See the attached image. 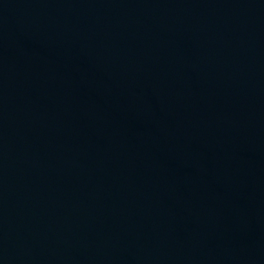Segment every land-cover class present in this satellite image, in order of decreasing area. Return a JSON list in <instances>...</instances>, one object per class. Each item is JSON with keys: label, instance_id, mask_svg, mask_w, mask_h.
Returning a JSON list of instances; mask_svg holds the SVG:
<instances>
[{"label": "water", "instance_id": "95a60500", "mask_svg": "<svg viewBox=\"0 0 264 264\" xmlns=\"http://www.w3.org/2000/svg\"><path fill=\"white\" fill-rule=\"evenodd\" d=\"M0 264H264V0H0Z\"/></svg>", "mask_w": 264, "mask_h": 264}]
</instances>
